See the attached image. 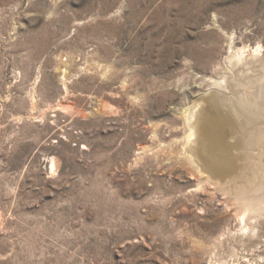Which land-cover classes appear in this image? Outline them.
Returning a JSON list of instances; mask_svg holds the SVG:
<instances>
[{"label":"rangeland","instance_id":"obj_1","mask_svg":"<svg viewBox=\"0 0 264 264\" xmlns=\"http://www.w3.org/2000/svg\"><path fill=\"white\" fill-rule=\"evenodd\" d=\"M263 66L264 0H0V264H264V148L216 186L185 145Z\"/></svg>","mask_w":264,"mask_h":264},{"label":"bare ground","instance_id":"obj_2","mask_svg":"<svg viewBox=\"0 0 264 264\" xmlns=\"http://www.w3.org/2000/svg\"><path fill=\"white\" fill-rule=\"evenodd\" d=\"M229 59L230 63L235 61L233 57ZM227 78V75L223 74L222 76L221 74L219 75V73L217 76L218 80L204 77V80L200 84L203 86L207 82V88L201 86L202 91L198 93V96L211 94V97L201 98L198 99L197 102H194L188 107V114L186 116L188 129L185 145L186 151L190 153L189 159L199 173L201 175H206L207 180L216 186H225L227 183L234 181V179H231L223 185V182L220 180L225 179V177L230 174L236 161L233 153V149H235L236 146L235 140L242 143L244 148L247 146L249 148L251 146V148L255 150H258L259 146L264 148V127L261 129H252L251 127L256 126L258 123H263L264 125V108L263 111L261 110V107H264V75L259 80H253L254 84L257 82L260 85L261 92L258 91L259 95H255V92L253 95L237 93L236 89L240 87V82L233 83L232 81H228L229 79ZM231 87H233L232 92L230 90ZM218 107H223L226 113L229 114H223ZM217 110L222 114L218 113ZM231 122L235 123L234 125L236 128L233 127ZM244 126H249L248 132H245ZM258 126L260 125L258 124ZM233 135L238 139H236V137L232 138ZM263 151L264 150H262L261 153H264ZM261 153H259V155H261ZM260 163H262L261 167L264 168V163L262 161L259 162L257 166ZM52 166L55 168V161H53ZM261 167H259V170ZM244 170L246 169L242 170L243 173H241V178L245 174ZM250 175L249 172L244 175L246 182L252 181ZM256 183L259 186L262 185V187H260L261 190H263V194H261L263 196L264 179ZM244 194L247 195L246 193ZM262 199L264 202V197ZM258 208L261 209L262 207L259 206ZM250 209L247 207V210Z\"/></svg>","mask_w":264,"mask_h":264}]
</instances>
